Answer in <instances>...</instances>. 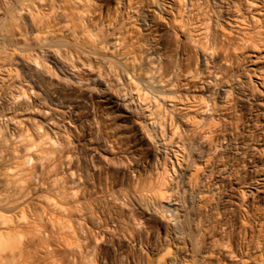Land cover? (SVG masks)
Returning <instances> with one entry per match:
<instances>
[{
    "label": "bare ground",
    "instance_id": "obj_1",
    "mask_svg": "<svg viewBox=\"0 0 264 264\" xmlns=\"http://www.w3.org/2000/svg\"><path fill=\"white\" fill-rule=\"evenodd\" d=\"M116 1L109 17L95 21L97 0H0V264H62L68 244V255L80 250L86 264L90 246L76 236V251L69 227L83 239L102 237L106 247L94 250L110 264H264V212L257 208L255 227H238L252 237L241 236L228 217L230 164L213 165L210 156L224 145L218 127L231 88L222 79L238 63L240 46L256 44L251 32L229 24L243 19L238 3L197 0L193 14L191 0ZM193 87L201 97L189 93ZM122 114L131 117L129 131L117 127ZM143 131L156 153L141 148ZM248 167L249 191L260 200L264 162L252 159ZM200 181L218 199V232L195 222ZM136 207L160 218L164 230L145 214L137 218ZM99 211L118 234L100 228ZM175 227L174 241L168 235Z\"/></svg>",
    "mask_w": 264,
    "mask_h": 264
},
{
    "label": "rangeland",
    "instance_id": "obj_2",
    "mask_svg": "<svg viewBox=\"0 0 264 264\" xmlns=\"http://www.w3.org/2000/svg\"><path fill=\"white\" fill-rule=\"evenodd\" d=\"M165 1L167 3H171L173 0H165ZM117 2L118 1H116V0H97V6H95L96 11L94 12L95 14H93L94 15L93 19L95 20L97 17L102 18L104 16H107L106 14H108V17H109V14L111 15L113 13V10L115 11L116 7L118 6ZM236 2L238 3V8L236 9V13L239 17H242L243 19H240L239 22L235 25L231 24V22H229V24L233 25L232 26L233 30H238L240 32L241 31L251 32V34L254 36L256 44H255V46H251V45L250 46H243V45L240 46L241 49H239V53H238L239 54V60H238V63H236L237 67L234 66V70H232L231 73L229 72V74H228L229 77H227V75H225L224 77L226 79L225 78L222 79V83H224L223 85H225L226 87L228 86L227 88H229V89L231 88V92H229L230 95L227 97L229 99H226L228 102L223 108L225 110V111H223L225 118L223 120L221 119L222 122H220L221 124L219 123L220 127H218V133L223 132V134H220V133L219 134L222 136V138L225 137L223 139V141L222 140L220 141L221 144L222 145L224 144V145L219 146V147H222V150L218 147L219 150L216 151L217 153H215V155H214V152L212 151L210 153V156L213 154L212 158H211V161L213 160V162H211V163L212 164L214 163L213 165L216 164V166H221L225 163L230 164V165L228 164L230 167V173L228 176H230V177L227 176V178H228L227 181H228V184L232 185V186L229 185V187H231L230 190L232 189L231 196H230L231 198L230 197L229 198L231 200H233L232 201L233 203L230 206L231 208H229L230 213H229L228 217H229L230 222H231L230 224L234 225V227L237 230L238 227L242 228L240 226H242L244 222L250 223V226H252V225L254 226V224L256 226V221H254V219H256L255 213L257 214L259 212V210L257 209L258 207L259 208L261 207L262 212H264L263 211V209H264L263 208L264 207V197H263L264 195H263V193H262L263 196L260 194V200H259V197H256L255 194L250 193L249 187H248V182H246V181H249L248 180L249 174H246V172L251 174L250 169L248 170V168H249L248 164L252 162V159H255V160L257 159L258 162H264V0H255V2H257V3L251 7L248 5L246 0H236ZM191 3L193 5V6L191 5L192 6L191 8L193 10V14H195L196 8L198 7L200 2L198 3L197 0H191ZM196 5H197V7H195ZM151 8L153 9V7H151ZM151 8H149V9H151ZM133 19L134 18H129V21L130 22L132 21L131 23H129V25H130L131 29L134 30L136 36L140 37L144 33L143 32L144 30H142L143 28L140 27L139 24H137L135 19L134 20ZM98 20H99V18H98ZM222 25L224 28H227V29H229L228 27H231L228 24H226L225 22ZM145 33H146V31H145ZM196 33L198 35V32H195L194 34H196ZM152 36H153V34L149 35V37H152ZM195 64L196 65L199 64V65H197L198 69L205 68V66H203V64L201 65L200 63H197V62ZM247 72L249 75H247ZM191 74L194 75V72H192ZM191 74L187 76V78L189 76L191 77V78L190 77L188 78V79H190V82L194 85L199 83V78L197 77V75L191 76ZM239 76H240V78H239ZM249 76H250V78H249ZM192 77H194V79H192ZM195 77H197V78H195ZM191 89H189V91H190L189 93L193 92L197 95V97H201L200 91L197 90L198 88L193 87ZM194 89H196V90H194ZM241 90H243V91H241ZM247 95L249 96V98ZM26 100H28V99H26ZM26 100H24L25 104H26V102L28 103V101H26ZM29 122L32 123V121H29ZM116 124H117V127L120 128L123 132L129 131L133 127L132 122H131V117H129L126 114H122V115L117 116L116 117ZM31 125H33V124H30V126ZM34 126H35V124H34ZM31 128L32 129L34 128L33 131L35 130L34 132L37 133L36 127L31 126ZM108 131H107L108 134H110V132H112L111 128H108ZM143 132L146 134L145 135L146 138L140 142L142 144L141 148L144 151H146L148 155L156 153L155 144L152 143L153 142L152 137H148L149 135H152V134L148 133V131H143ZM228 140H230V141H228ZM227 141L232 143L231 150H232L233 155L231 154L232 156L230 155L231 156V157L229 156L230 158L229 157L227 158V156L224 155L225 154L224 148L229 146V145H227V143H228ZM225 144L227 146H225ZM244 150L247 152H245ZM243 152H244V154H243ZM240 153H241V155H240ZM180 154H183V153L179 152V158L181 161V159L183 158V155H180ZM214 158H215V160H214ZM157 161L158 160H155L156 164L158 163ZM167 164H168L167 165V168H168L167 173L170 172L167 174V176L168 175L170 176V178L168 177L169 178L168 180H170V179L173 180L175 178V175H174L175 173L173 172L174 169L172 171V167H171L172 165H170L171 162L169 159H167ZM245 168H247V169H245ZM111 170H113V169H111ZM244 171H246V172H244ZM80 173H81V170H80ZM244 173L246 174L245 176H243ZM246 178H247V180H246ZM174 181H175V179H174ZM242 181H244V182H242ZM260 181H264V180H260ZM259 182L255 181V183H259ZM198 184L199 185L197 186V191H196V203L198 205H201L200 207H202V212H199V215H197L195 217L196 218L195 222L198 224V226L202 229L203 232H204V230H208V228L209 229H211V228L215 229L216 228L215 231H217V230L220 231L224 227V225H223L224 222L221 223L222 222V213H221V211H219L217 209V206H216L218 199L216 196H215L214 200L212 199L213 197L212 198L210 197L211 194L208 192L207 186H206L207 181H204V183L200 181V182H198ZM229 187H228V189H229ZM176 188H178V189H176ZM201 188H202V190H201ZM174 189H175V190H173V191H175V192H173L174 196L177 197V195L180 192V190H179L180 188L177 186V184H174ZM206 193H208V194H206ZM232 193H233V195H232ZM203 194H206L207 196L209 195V197L211 198L210 202L212 205L210 204V202H208V203L205 202V199L207 198V196L206 195L203 196ZM202 196L205 198L202 199L203 198ZM204 204H206V205L208 204V205L205 206ZM250 204H251V206H250ZM134 209H136V210H134V213H135V211H137L136 212L137 218L139 217V219H140L142 217V219H145V218H143V216L145 217V215H146V217H148V219H146V221H148L150 225L152 224V226H154V228L157 230H160V231L164 230L163 227L165 224H164V222L161 221L160 218H158V220H157L154 216H148L146 213H144V211L141 208L136 207ZM230 209H231V211H230ZM250 210L252 212L254 210L255 212L252 213ZM105 213L106 212H103V211L97 212V214H99V215H97V218H99L98 221L101 223V224H99L100 228H103L105 226L104 229L106 228L107 231H110L112 233L116 232L115 234H118V231H114L115 228L113 225L114 221H113L112 217L110 219L109 215H107V213L106 214ZM139 213H141V214L139 215ZM247 215L250 217H248ZM220 216H221V218H220ZM220 219H221V221H220ZM249 220H251V221H249ZM207 225L210 227H208ZM221 225H223V226H221ZM239 228L237 231L240 234H242L241 236H243L245 233L241 232L242 229H239ZM74 229H76V228H73V227L68 228L69 235H70L69 238L72 239V241L74 240V246L76 245L75 244L76 241L79 242V240H77L78 237H81L80 240L83 242V243L81 242V244H83V245L85 244L86 246L88 245L87 247L90 246L88 248L87 255L85 253V257H87V258L83 257L85 259L84 260L85 262H87L86 260H89V262H87L86 264H110V262H108L107 259H105V257H106L105 255H104L105 257L101 258L95 253V250H94L96 248L97 244H98L97 246L100 245V246L106 247L105 246L106 241L102 237H100L98 235L96 237H93L91 235L88 238L83 239V234L80 231H76L77 229L76 230H74ZM172 229H171L172 231L169 230L171 233V234L170 233L169 234L171 236L170 235H168V236L170 238L172 237V240L175 241V239H173L175 237L174 234L180 235L179 233L181 231L179 229H176V227L172 228ZM178 231H179V233H178ZM247 233H249L250 235H248ZM247 233L244 236H246L247 238H251L252 237L251 231H249ZM76 236H78V237H76ZM73 238H75L76 240ZM156 238L158 239V237H155L154 239L149 237L147 239H148V241L154 240V241L158 242V240ZM95 239H97V240L99 239L100 241L98 240V242H97V240H95ZM161 239H160V241H161ZM70 245L71 244H68L65 246V249L67 251H64V258H63L62 264H80L81 253L78 255L76 254L80 251V250H78V249H80V242L77 243V245L75 246L76 251L77 250L78 251L76 253H72V251H70L69 252L70 255H68V250H71V248L73 247V244H72V246H70ZM68 246H69V248H68ZM90 250L91 251L93 250L92 255L90 253L91 252Z\"/></svg>",
    "mask_w": 264,
    "mask_h": 264
}]
</instances>
